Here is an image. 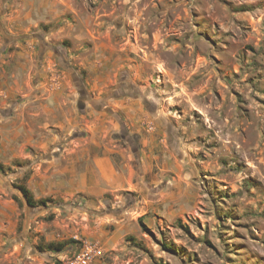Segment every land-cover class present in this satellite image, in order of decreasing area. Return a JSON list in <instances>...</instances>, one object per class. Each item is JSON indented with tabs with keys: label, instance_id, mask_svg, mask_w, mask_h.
I'll return each instance as SVG.
<instances>
[{
	"label": "rangeland",
	"instance_id": "obj_1",
	"mask_svg": "<svg viewBox=\"0 0 264 264\" xmlns=\"http://www.w3.org/2000/svg\"><path fill=\"white\" fill-rule=\"evenodd\" d=\"M20 42L30 86L71 88L79 121L0 141V264H63L84 242L93 264H264V0H0V48ZM93 133L131 183L56 186Z\"/></svg>",
	"mask_w": 264,
	"mask_h": 264
},
{
	"label": "crops",
	"instance_id": "obj_2",
	"mask_svg": "<svg viewBox=\"0 0 264 264\" xmlns=\"http://www.w3.org/2000/svg\"><path fill=\"white\" fill-rule=\"evenodd\" d=\"M18 46L21 49L9 54L6 46L0 48V112L11 109L6 115H0V141L9 143L11 152L14 144L33 140L30 127L35 123L31 122L48 119L60 131H67L76 129L79 121L71 88L61 86L49 90L30 86V70L34 66L30 60L31 52L23 49L21 42ZM20 76L22 86L13 85ZM105 128L101 131L104 132ZM67 137L59 135L55 142H66ZM70 143L76 144V147L70 148L66 154L71 161L56 173L59 176V182L55 180L56 186L64 181L71 193L85 192L90 196H99L131 183L133 172H123L115 166L112 159L114 150L106 144L103 134L93 133L80 139H70Z\"/></svg>",
	"mask_w": 264,
	"mask_h": 264
},
{
	"label": "built area",
	"instance_id": "obj_3",
	"mask_svg": "<svg viewBox=\"0 0 264 264\" xmlns=\"http://www.w3.org/2000/svg\"><path fill=\"white\" fill-rule=\"evenodd\" d=\"M101 248L96 243L84 242L79 251L63 261V264H93L101 256Z\"/></svg>",
	"mask_w": 264,
	"mask_h": 264
},
{
	"label": "trees",
	"instance_id": "obj_4",
	"mask_svg": "<svg viewBox=\"0 0 264 264\" xmlns=\"http://www.w3.org/2000/svg\"><path fill=\"white\" fill-rule=\"evenodd\" d=\"M18 189L20 193L22 194L26 204L29 207H39V206L47 205V201H48L47 199H38V200L34 199L29 189H27L25 186L20 185L18 186ZM65 245L66 244H63V243H60V244L50 243V244H47L45 248L47 251H51L54 253H61L64 250Z\"/></svg>",
	"mask_w": 264,
	"mask_h": 264
}]
</instances>
